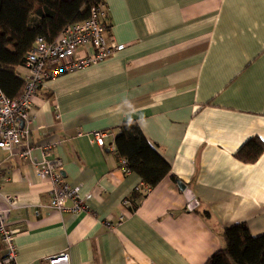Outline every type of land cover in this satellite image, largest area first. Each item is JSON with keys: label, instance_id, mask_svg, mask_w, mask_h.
<instances>
[{"label": "crops", "instance_id": "1", "mask_svg": "<svg viewBox=\"0 0 264 264\" xmlns=\"http://www.w3.org/2000/svg\"><path fill=\"white\" fill-rule=\"evenodd\" d=\"M104 2L106 35L124 47L45 81L29 158L0 151L1 189L16 197L15 264L61 252L69 264H204L223 229L245 221L263 234L264 151L254 163L234 153L252 136L264 142V0ZM127 120L170 165L154 187L121 169L114 139ZM46 143L83 211L49 207L48 181L36 173ZM177 180L209 219L187 208ZM134 191L132 209L124 200Z\"/></svg>", "mask_w": 264, "mask_h": 264}, {"label": "trees", "instance_id": "2", "mask_svg": "<svg viewBox=\"0 0 264 264\" xmlns=\"http://www.w3.org/2000/svg\"><path fill=\"white\" fill-rule=\"evenodd\" d=\"M103 8L100 22L108 28L104 0H0V88L11 99L21 95L24 80L17 68L37 37L52 41L68 25L90 17L93 8ZM115 154L124 160L128 171L135 172L142 182L154 187L170 172L169 163L156 151L134 120L117 127ZM264 151L258 136L248 138L234 153L244 163H254ZM175 179V177H173ZM141 191H134L130 207L134 209ZM205 219L207 210L196 207ZM222 246L204 264H264V233L252 236L245 221L237 222L220 233Z\"/></svg>", "mask_w": 264, "mask_h": 264}, {"label": "built area", "instance_id": "3", "mask_svg": "<svg viewBox=\"0 0 264 264\" xmlns=\"http://www.w3.org/2000/svg\"><path fill=\"white\" fill-rule=\"evenodd\" d=\"M103 15L102 7L93 8L88 19L66 26L54 40L35 39L24 64L17 68V74L24 80L21 95L11 99L0 88V151L17 160L29 158L33 148L29 141L32 108L45 81L104 60L124 47L108 39L105 25L100 22ZM103 136V132L94 133L99 145H103ZM53 146V143L41 146L42 158L36 169L37 175L48 181L49 207L57 212L83 211L86 207L81 197L62 176V161L53 158ZM120 163L121 169L128 171L125 161ZM2 168L0 159V247L3 249L0 264H15L14 231L8 226V216L15 207L16 197L1 189ZM68 201L72 203L69 207ZM124 203L130 202L126 199ZM46 264H69V256L66 252L58 253Z\"/></svg>", "mask_w": 264, "mask_h": 264}, {"label": "water", "instance_id": "4", "mask_svg": "<svg viewBox=\"0 0 264 264\" xmlns=\"http://www.w3.org/2000/svg\"><path fill=\"white\" fill-rule=\"evenodd\" d=\"M177 185L184 194V197L187 202V208L189 210H193L194 208H196L198 205V201L194 197L192 191L188 187H186V185L180 180H177Z\"/></svg>", "mask_w": 264, "mask_h": 264}]
</instances>
